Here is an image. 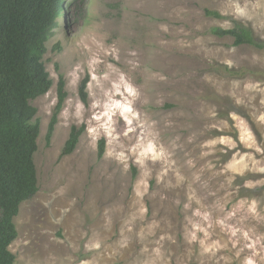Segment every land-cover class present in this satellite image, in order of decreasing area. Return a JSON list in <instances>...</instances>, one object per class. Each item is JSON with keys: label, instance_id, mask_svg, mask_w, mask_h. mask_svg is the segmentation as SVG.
I'll list each match as a JSON object with an SVG mask.
<instances>
[{"label": "rangeland", "instance_id": "1", "mask_svg": "<svg viewBox=\"0 0 264 264\" xmlns=\"http://www.w3.org/2000/svg\"><path fill=\"white\" fill-rule=\"evenodd\" d=\"M64 8L43 58L52 86L31 101L38 192L14 218L15 264H264V80L243 73L264 72V51L211 33L240 24L264 42V0Z\"/></svg>", "mask_w": 264, "mask_h": 264}, {"label": "trees", "instance_id": "2", "mask_svg": "<svg viewBox=\"0 0 264 264\" xmlns=\"http://www.w3.org/2000/svg\"><path fill=\"white\" fill-rule=\"evenodd\" d=\"M65 0H0V264H15L9 246L17 238L14 218L20 205L38 192L34 154L37 151L39 121L37 109L31 101L47 94L52 81L43 61L46 44L54 36L58 20L65 15ZM207 17L223 18L219 13L205 9ZM218 37H230L233 46L249 45L264 51V42L253 37L249 28L240 24L230 29H212ZM60 52L59 44L52 48ZM230 72V70H228ZM233 72V71H232ZM245 74L264 80L261 70L246 69ZM88 79L81 81V101L87 103ZM67 94L64 81L59 79L57 104L45 135L49 146L58 115ZM84 126H73L61 157L76 149ZM104 154V141L99 142L98 157Z\"/></svg>", "mask_w": 264, "mask_h": 264}]
</instances>
